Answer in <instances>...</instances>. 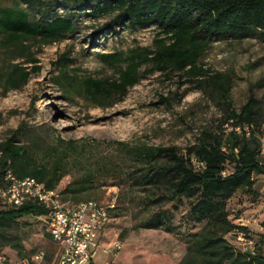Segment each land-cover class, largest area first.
<instances>
[{"label":"rangeland","instance_id":"1","mask_svg":"<svg viewBox=\"0 0 264 264\" xmlns=\"http://www.w3.org/2000/svg\"><path fill=\"white\" fill-rule=\"evenodd\" d=\"M95 0H41L59 15H73L76 29L51 42L31 41L39 72L20 88H0V142L23 125L22 143L44 151L70 147L64 190L86 180L91 188L62 192L68 204L85 200L117 201L114 219L95 248L93 264H179L187 254L192 234L206 221L191 211L192 199L153 201L157 189L137 183L143 163L120 142L138 145H177L184 152L206 131L225 133L228 115L241 109L251 95L259 100L257 133L264 137V32L208 38L198 60L199 71L161 70L153 61L140 70L141 80L125 95L111 84L120 79L121 62L105 53L132 49L157 52L167 39L158 24H106L113 10H91ZM167 44L171 41L166 40ZM92 81L97 84L90 86ZM229 91L232 104L225 91ZM23 134H25L23 136ZM20 136V137H21ZM24 137V138H23ZM59 143V144H58ZM42 153V152H40ZM264 163V155H261ZM233 170L234 163L227 165ZM230 218L248 228L226 235L238 251L264 250V173L255 176L253 189L242 188L228 204ZM166 224L148 227L157 213ZM122 245L115 248L116 243ZM22 245L24 249L16 246ZM109 249V250H108ZM46 251L44 264H56L62 248L49 235L45 221L35 215L11 220L0 227V264H20L27 254Z\"/></svg>","mask_w":264,"mask_h":264},{"label":"trees","instance_id":"2","mask_svg":"<svg viewBox=\"0 0 264 264\" xmlns=\"http://www.w3.org/2000/svg\"><path fill=\"white\" fill-rule=\"evenodd\" d=\"M73 1L79 6L81 0ZM95 1L91 7L94 12L98 9L118 11L106 28L113 29L119 22L142 27L158 24L171 41L169 44L167 39L161 41L163 47L154 53L147 48H135L129 55L122 52L103 55L113 64H122L120 79L110 85L114 92L122 95L141 80L140 70L146 62L153 61L161 70L189 67V72L195 73L199 71L197 63L208 38L227 34L247 36L253 29L264 32V0ZM39 3L41 0H0V88L4 91L22 87L39 72L38 53L31 41L51 42L76 29L73 15L55 14L54 8L38 7ZM95 84L92 81L90 86ZM228 92L226 89L232 104ZM258 109L259 100L251 95L240 110L233 108L228 115L226 125L253 123L250 136L236 130L206 131L186 152L177 145L133 147L125 141L120 142L142 161L144 172L135 180L157 189L158 196L154 194L153 201L163 200L166 196L169 200L192 199V213L199 221H206L201 230L192 234L187 254L179 264H264V250L238 251L226 237L234 230H248L230 218V199L242 188L253 189L255 176L264 173L262 136L256 129ZM22 130L23 125L0 142L3 151L0 188L6 184L5 175L9 169L19 177L34 176L48 188H59L66 175L64 164L74 148L72 141L70 147L61 152L56 146L40 153L22 143ZM230 162L234 163L233 170L227 168ZM86 182L85 179L78 181V187L71 183L62 192L77 193L91 188ZM63 201L67 206L80 203ZM46 213L47 209L34 200L20 206H5L0 201V227L26 215L39 218ZM165 224L164 214L160 212L148 227L161 228ZM16 246L24 249L22 245Z\"/></svg>","mask_w":264,"mask_h":264},{"label":"built area","instance_id":"3","mask_svg":"<svg viewBox=\"0 0 264 264\" xmlns=\"http://www.w3.org/2000/svg\"><path fill=\"white\" fill-rule=\"evenodd\" d=\"M226 129L245 132L248 136L253 133L254 124L244 126L228 124ZM227 125V126H228ZM3 151L0 150V157ZM262 154L264 155V137H262ZM6 184L0 188V201L5 206H20L34 200L47 209L44 219L46 229L53 241L62 248L56 264H92L96 254L98 240L114 219L117 201L108 202L86 200L73 206H67L62 199V189L48 188L34 176L19 177L12 169L5 175ZM115 248L121 249L117 242ZM109 250V249H108ZM46 251L40 250L35 254H27L20 264H44ZM109 264H118L114 259Z\"/></svg>","mask_w":264,"mask_h":264},{"label":"crops","instance_id":"4","mask_svg":"<svg viewBox=\"0 0 264 264\" xmlns=\"http://www.w3.org/2000/svg\"><path fill=\"white\" fill-rule=\"evenodd\" d=\"M109 226V225H108ZM108 228V227H107ZM107 228H106V230L105 231H107Z\"/></svg>","mask_w":264,"mask_h":264}]
</instances>
